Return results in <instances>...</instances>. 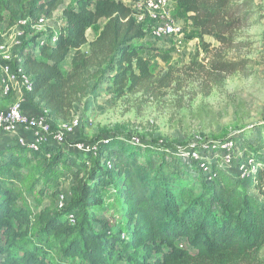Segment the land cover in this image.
Wrapping results in <instances>:
<instances>
[{"label":"trees","instance_id":"16d2710c","mask_svg":"<svg viewBox=\"0 0 264 264\" xmlns=\"http://www.w3.org/2000/svg\"><path fill=\"white\" fill-rule=\"evenodd\" d=\"M62 1L0 0V23L6 11L9 28L18 17L51 16ZM175 4L200 41L185 66L192 70L194 76L190 77L199 75L202 83L220 84L229 75L246 69L249 60L230 58L227 50L237 51L245 45L238 31L248 19L250 0H175ZM132 5L124 0H78L75 6L64 7L66 32L54 44L39 45L41 34L34 33V48L27 49L26 44L21 48L24 68L33 77V90L28 95L37 98V109L46 112L53 128L60 120L70 119L75 103L89 93L104 88L123 96L140 91L151 81L161 87L179 81L174 67L154 78L146 57L151 51L158 53L159 47L143 42L149 33L137 22ZM102 20L105 22L99 35L89 41L88 30ZM206 37L219 45L212 47ZM86 44L89 52L82 49ZM201 51L207 55L206 62L200 58ZM68 59L70 67L65 72ZM201 87L205 94L211 89L205 84ZM258 127L262 132L252 139L253 144L244 132L220 139L233 141L241 153L234 173L222 172L226 168L219 165V148H207L204 153L210 152V166L217 176L209 180L199 169L204 176L200 183L183 156L166 151L162 157L150 141V161L143 159L142 140L109 134L98 138L94 165L75 158L76 153L69 156L59 150L53 163L60 166L66 162L75 169L79 200L70 210L58 214L44 211L43 231L56 236L66 259H78L83 264H114L116 256L122 260L117 264L253 263L264 248V122ZM55 144L49 142L43 150L58 149ZM249 158L258 165L247 178H241L238 166ZM107 160H112L113 168L107 167ZM10 163L18 167L20 159L15 161L11 156ZM112 171L121 180L118 193L126 237L122 249L105 231L108 224L101 232L84 224L78 226L79 222L73 225L67 218L71 212L78 217L83 208L102 204L101 186L110 181ZM204 182L210 185L205 188ZM15 201L7 190L0 193V264H56L43 254L49 252L47 238L42 237L44 245L34 244L33 249L21 244L20 240L30 233L31 216L25 208L17 209ZM121 234L118 230L117 235Z\"/></svg>","mask_w":264,"mask_h":264},{"label":"rangeland","instance_id":"374dc122","mask_svg":"<svg viewBox=\"0 0 264 264\" xmlns=\"http://www.w3.org/2000/svg\"><path fill=\"white\" fill-rule=\"evenodd\" d=\"M77 1L63 0L61 6H75ZM173 2V18L183 23L184 35L181 41H175L155 39L148 34L147 42L157 45L159 51H151L146 58L150 62L154 78H159L174 67L179 81L170 87H161L151 81L140 91L123 96L107 92L103 88L98 93L81 97L75 103L70 118L78 117L80 125L67 137L66 143L55 144L58 149L49 148L42 153H32L20 148L10 137L0 139V193L7 190L13 194L16 199L15 207L25 208L31 216L30 233L20 242L33 249L34 244L44 245L42 237L47 238L45 245L49 252L42 253L56 264H83L78 259H66L56 236L46 235L41 222V214L44 211L58 214L70 210L79 200L75 169L66 162L60 166L53 163L59 150L66 151L69 156L76 153L73 154L75 158L94 165L96 154L92 157L80 155L73 146L76 142H95L100 136L107 134L124 136L129 140L135 137L145 144L142 148L145 150L142 155L144 160L150 161L153 158L152 149L147 145L150 141L152 146L159 148L155 151L162 157L166 156V151L183 156L187 168L196 177L195 181L200 183L204 176H201L197 163L187 152L196 151L201 154L205 151V143L221 141L223 137L243 132L252 140L256 134L262 132L258 124L264 122V0H250L246 11L249 14L248 19L238 31L239 38L245 45L237 51L227 50L230 58L248 59L246 69L229 75L220 84L202 83L203 78L199 75L190 77L193 75L192 70L185 66L189 65L200 41L195 37L196 31L188 26L185 14L175 4V0ZM18 8L21 9V6ZM8 19L9 12L6 11L5 20L0 23L1 39L9 34ZM60 21L61 17L57 15V21L52 23L58 30L61 28ZM27 32L24 44L27 49L34 48L31 38L35 32L30 26ZM206 41L210 42L212 47L219 45L210 37H206ZM20 50L17 49V52ZM205 56L206 53L201 51L200 58L204 60ZM69 67L68 59L63 70L66 72ZM202 84L211 88L208 94L201 91ZM251 142L254 143L253 140ZM8 145L12 147L7 149ZM240 155L241 153L236 151L232 166H226V171L222 172L234 173ZM11 156H14L15 161L20 159L18 167L10 163ZM221 164L219 158V165ZM209 185L210 183L204 182L203 187ZM120 186V178L112 171L110 181L101 186L102 204L91 209L83 208L79 212L77 222L78 226L84 224L90 230L101 232L104 230V224H108L109 228L105 231L109 237L113 236L115 245L122 249L126 237L123 238L125 227L121 218V200L118 193ZM62 194L65 196L63 204L60 199ZM118 230L122 232L121 235H117ZM115 260L114 264H117L121 259L116 256ZM250 264H264V248Z\"/></svg>","mask_w":264,"mask_h":264},{"label":"built area","instance_id":"2783aa9c","mask_svg":"<svg viewBox=\"0 0 264 264\" xmlns=\"http://www.w3.org/2000/svg\"><path fill=\"white\" fill-rule=\"evenodd\" d=\"M173 5V0H137L133 2L132 7L137 22L148 31L150 36L155 39L181 41L185 27L181 21L173 18ZM57 15L61 17L60 30L52 25L54 21H57ZM29 26L35 33L41 34L38 40L39 45L49 42L54 44L59 35L63 32L65 33L67 28L63 11L58 12L57 10L51 16L40 14L34 19L30 16L17 18L15 24L9 28V34L5 35L4 39L0 38V92L3 96H10L16 91L17 86H20L26 94L33 90V77L24 68L20 51L17 52V49H21L24 46ZM49 28L52 30H49ZM79 125V118L73 116L70 120H60L55 129L46 112L25 113L21 99L13 100L6 110L0 111V129L7 132L20 130L27 132V136L19 135L18 144L33 153H42L43 147L49 142L66 143L67 137L74 133ZM133 140L139 142L138 138L133 137ZM99 143V141L87 142L81 140L73 146L79 153L96 154L99 149ZM205 144V151L207 148L220 149L221 153L218 156L220 164L222 162L221 166H232L235 152L238 151L233 141H212ZM187 155L192 157V160L197 163L199 169L205 172L209 180L217 176V172L210 166V152L200 154L196 151H190L187 152ZM87 163L90 164V162ZM106 164L108 168H113L112 160H107ZM257 165L250 158L240 163L238 166L241 172L240 177L247 178ZM60 199L61 204H63L65 196L62 194ZM67 218L73 225L78 221V217L74 212L69 213Z\"/></svg>","mask_w":264,"mask_h":264},{"label":"crops","instance_id":"0c3cea01","mask_svg":"<svg viewBox=\"0 0 264 264\" xmlns=\"http://www.w3.org/2000/svg\"><path fill=\"white\" fill-rule=\"evenodd\" d=\"M125 3L132 5L133 1L132 0H124ZM64 7H62L61 5L58 7V11H63ZM105 22V21H104ZM104 23L102 22V25ZM102 25L97 24L93 27H91L88 32H87V37L89 41H92L93 39H95L101 29H102ZM147 38L143 41V42H147ZM82 49L86 52H89V44H86L82 47ZM15 99H21L22 100V107L25 113L28 114H36L39 113V110L36 107V101L37 98L31 99L29 97L28 94L24 93V91L21 89L20 86H17V89L15 92H13L10 96H3L0 93V111L6 110L8 108V106L11 104V102ZM19 135H25L27 136V132H25L24 130H20L15 132V134L13 133H9L7 131H4L2 129H0V139L3 137H10L12 140H15L18 143V137ZM1 144V142H0ZM11 145H8V147H10ZM5 148V147H4Z\"/></svg>","mask_w":264,"mask_h":264}]
</instances>
